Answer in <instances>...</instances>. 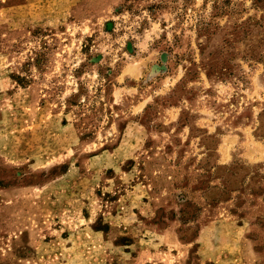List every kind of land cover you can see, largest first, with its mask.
<instances>
[{"label":"rangeland","instance_id":"obj_1","mask_svg":"<svg viewBox=\"0 0 264 264\" xmlns=\"http://www.w3.org/2000/svg\"><path fill=\"white\" fill-rule=\"evenodd\" d=\"M0 264H264V0H0Z\"/></svg>","mask_w":264,"mask_h":264}]
</instances>
